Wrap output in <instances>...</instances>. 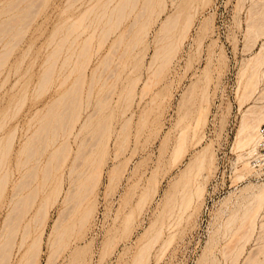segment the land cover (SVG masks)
Segmentation results:
<instances>
[{
  "label": "rangeland",
  "instance_id": "obj_1",
  "mask_svg": "<svg viewBox=\"0 0 264 264\" xmlns=\"http://www.w3.org/2000/svg\"><path fill=\"white\" fill-rule=\"evenodd\" d=\"M103 1L98 0L99 7L96 0H0L1 23L5 21L4 19L7 17L6 20H9V18L13 19L14 16L19 17L18 22H16L17 18L13 19L14 23L17 24V29L14 27L16 31L12 32V34L9 33L10 36L6 34L3 41L0 40V58L2 59V63L0 60V125L3 124L4 126L0 132L3 135L2 144H4L6 137L10 133L16 131V141L13 142L11 161H13L15 150L18 149V146L20 147L22 140L24 141L23 133L28 126L29 118L30 122L32 121L31 128L33 130L36 128V124H33L37 123V120L39 123L41 116H52L51 110H53V108H59L56 104L57 102L55 103L57 107H53L55 106L54 102L58 98H56V96L62 94L67 87V84L61 85V87L56 86V72L52 83L43 81V76L50 62L48 55L52 52L53 43L56 41L59 42V37L61 36L62 38L64 36L65 25L67 30L70 29L67 25L72 24V19H76L77 21L79 15L81 16L85 13L84 10L86 7L88 8V10L86 8L87 13L90 16L86 20H91V17L95 15H93V12L89 13V11L95 6V3H97L96 7H93L94 10L91 11H95L96 14L97 11L95 9L98 6L99 10L98 8L97 10L99 12ZM143 1L145 0H140L139 5H141ZM177 1V8H184V11L180 18L181 25L174 29V34L172 33L173 37L172 35L170 37L172 38L171 40L176 41V43L179 41V43H177L178 45H175V48L177 46L174 51L176 54H173L175 57L171 56L172 63L169 62L170 64L167 65L168 67L161 68V70H156L157 68L155 67L149 68L147 65L156 47L155 39H157V35H160V31L158 30L160 21L174 10V5L170 7L172 3H170V0H167L168 8L161 12L158 18L159 12L156 11L162 9V1L159 2V0H154V9L157 8L153 12V16H151L152 21L150 22V26H147L151 28H146V40L144 39L142 42L143 44L138 47L142 54H144V56L142 54L140 55L141 52L139 51V57L143 58L146 56L142 60L143 63L138 66L139 68H132L133 70H130V66H127L125 69H119L120 75L118 79H116V75L109 76L108 70H105L100 81L93 86L94 88L90 97L92 104L89 105L87 109V104H85V109L81 113V119L92 112V115H90L93 117L90 121L92 126L90 125L91 127L88 128H91L89 130L90 134L98 130L96 129V125L98 122L104 121V118L105 121L107 120V124L110 123L107 127L110 128V130L106 128L107 130L103 129L102 131L103 137L101 136V140L105 138V141L102 140L101 145L103 147H99V149L103 148V151H105L103 152L100 150L102 155L106 153L105 158L104 155L103 157L101 155V160L103 159V172L101 174L99 173L100 177H98L99 174L96 175V178L99 179L95 180L97 183H95L94 187H92L93 183H91V185L89 184L90 190L92 189L93 191H90L85 205H83V208L80 207V210L77 211L78 213L70 214L71 216L65 214L68 212L71 213L70 211L66 212L67 209L71 208V205L69 204L70 206L67 205L68 207H65V203L63 202L64 205L61 203L63 199H59L54 204L55 206L52 207L51 205L48 208L49 211L47 210L48 214L45 217H49L47 220L44 218L46 224L44 222L39 226L40 229L37 230H34L36 227L35 224H31L34 236L42 230L41 226H45L42 227L43 230H45L42 236L43 240L40 241L41 245H39L40 252L37 256L38 260H35V264H134V257L138 253V250L140 251V248L142 249L144 247L145 242L150 238L152 239L151 236H154V234L150 235V231H156L158 228H163L161 232L162 236L160 235V238L156 239L157 242L155 239V241H148L150 244L151 242L153 243V241L155 243L154 245L151 244L152 247L148 248L150 249L149 257L146 253L148 262L144 260L143 264H249L250 262L248 261H250L252 256L254 260L257 255L259 256L256 258V261L258 258H264V244H262V242L264 243V231L262 232V230H264V225H262L263 229L259 227L264 222V203L260 206L262 208L256 212L258 213L257 216L255 213L256 218L253 220V222L255 221V224L253 223L254 226L256 225L254 228L255 232L247 229L248 232L245 233L247 226L246 224V227L244 226L243 221V224L241 223L244 215L243 213L246 210L245 208L249 205L248 202H251V200L254 199L253 195L258 193L257 191L263 187L264 145L262 146V144H260V138H258L256 151L251 155L250 153L248 155V148L246 145L245 147L237 145L238 139H243L245 136V134H243L244 132L240 133V131L243 119L248 114V107H251L252 104H264V50L261 51L262 54L261 52L257 53L261 48L260 45H262L260 42L264 41V33L261 35V31L263 32L264 30V27H262L264 26V19L262 20V17L264 18V12L262 11L264 10V0H211L206 4H201L202 2L200 0H195L199 3L196 8V14L194 13L193 15L194 19L191 23L192 26L188 28L190 30H187L188 32L186 31L185 33L181 32V28H183L182 25L186 14L190 10L191 4L189 0H183V2L182 0ZM114 3L115 2L112 4ZM158 3L161 4L159 5ZM90 5L92 6L89 9ZM199 6H201V8ZM15 10H18L17 12L22 16L18 13L14 14L16 12ZM8 12H13L14 15L11 16ZM208 18L210 22L207 20ZM127 21H129V19ZM204 21L209 28L207 30L201 27ZM256 21L257 23H254ZM256 24L257 26L259 25L258 29L260 28L259 30L257 29L258 31L255 30L257 28ZM250 28H254L253 30L258 32V34H256L258 36L254 35L255 33L253 30L252 32L250 31V33ZM261 28L263 30H261ZM15 29H13V31ZM59 30L62 32H57ZM53 31L57 35L54 34ZM59 33H62V35L60 34V36H58ZM52 34L56 35V37H54L55 42L53 41ZM179 34H184L183 36L186 37L180 36V38H178ZM114 36L115 35H113L111 39ZM109 41L104 45L101 52L94 55L87 71L88 82L91 77L92 69L100 63L99 57H103ZM78 42L80 43V41ZM95 42L94 44L97 43ZM166 42L167 41H164L163 43ZM79 43H76V45L81 46ZM160 43L161 42L157 45ZM14 44H16V46ZM11 45H14V48L13 50L10 49L12 51L9 52L6 46H10L11 48ZM68 45L69 44L66 46L68 47ZM76 45H73L72 48H75ZM79 46H76V49H79ZM172 46H174V44ZM72 48L70 50H72ZM64 50L63 54L64 52L66 53L68 49L66 48ZM79 51L80 49L77 53H79ZM75 54L73 58H75ZM256 54L259 55L258 60ZM77 56L80 61L86 60V56L82 54H80V56L77 54ZM260 56L263 60L260 59ZM61 58L62 57H60L59 62ZM100 67L103 68L101 65ZM252 69L257 74L259 73L257 75L258 82L255 84L253 82H255L256 78L254 81L253 78L256 77V73ZM75 77L76 73L71 76V80H74ZM135 77L136 79L138 77L139 79L137 80L139 81L135 80ZM105 78H108V80L103 82ZM246 79L249 80V82L247 80V83L251 84V86L248 85L250 88H246ZM134 81H137L134 92L128 97L127 92ZM88 82L85 84L84 88L83 96L85 101H88ZM191 87L194 88L195 95L189 103V105L192 106L188 108V116L186 114L187 117L185 119L186 123L193 122L195 107L198 106L201 96L204 95L203 93H205V95L207 94V98L209 97L208 122L205 127L206 137L202 145L209 144L210 142L216 156L214 155V165H212L211 169L209 170L206 168L203 170L204 173H208L207 179L205 180L202 175L198 176L199 178L197 181L199 180L203 185L205 183L201 191L203 192L201 193L202 195L198 194V197L197 195H193L192 199L196 203L192 201L191 208L188 206V209H190L184 212L181 211L184 207L182 206L184 200H182L181 203V197L183 196L182 199H185L191 189L195 188V184L197 186L199 183H195L194 181L193 184L192 182L194 187L191 183V186L189 184L185 185L184 180L180 178L181 172L184 170L190 157L195 151L201 148V146L194 147L191 145V148L189 146L188 152L184 157V162L177 163L175 159L176 163L172 165L175 160L172 159V162L170 158L174 155L175 140L176 136L178 137L177 133H179L178 131L180 129L178 127H181L182 123L186 124L184 119V122L182 121L181 124H176L179 118L178 101H180L183 94L191 89ZM244 88L248 89V96L246 97V94H242V92L246 93ZM143 89L145 91L144 94H142ZM108 92H110L109 94H111V96L106 98L105 94ZM240 95H244V98ZM257 101L259 102L257 103ZM98 102L101 104L103 103L102 106ZM263 104L261 106H264ZM46 113H48V115ZM35 116H37L36 119H34ZM128 116H132V119L130 120V124L124 126L121 124L123 122L122 119ZM263 122L264 120L260 122V125ZM85 132L88 131L86 130ZM108 134H111L110 138ZM164 137L168 138L166 139L167 141ZM108 139L109 142H107ZM106 142L107 145L104 147ZM73 147L66 165L71 164L74 153L77 152L76 148H78V144H74L73 142ZM117 154H119L118 157H116ZM114 155L115 158L113 157ZM98 157H100V155H98ZM245 160L249 162V165L247 163L249 173L243 169ZM88 163L85 161V165L83 166H86ZM12 164L13 163H11V166L14 168ZM115 165L117 166L115 167ZM67 167L68 166H66V169ZM93 168L94 167L91 169ZM112 168L115 171H112ZM238 173L240 175L244 174L242 175L243 177L240 178ZM42 175L41 168L38 170L37 182H40L42 178L44 179ZM67 175L65 179L66 183L64 184L66 187L68 186ZM17 176H19V174H17ZM149 177H151L152 180ZM200 177L206 182H203V179ZM154 182L157 183L155 184ZM150 184L151 186L149 187ZM145 187L148 189L147 192L150 191L152 193L151 196H148V193H145L146 191H142L146 190ZM154 187L156 188L154 189ZM184 188L186 189L183 191ZM50 189L49 187L47 191H40L41 193H39L38 198L33 202V206L29 210L27 209L24 220L33 218L37 212L38 205L44 201V197ZM153 189L155 193L152 191ZM143 192L145 195L142 194ZM178 192L179 194L182 193V195H175ZM185 192L186 196H184ZM252 192L256 193L253 194ZM141 194L146 196L142 198L143 200L148 196V200H144L146 203L143 200V202L140 201L141 199L139 200V198L142 197ZM171 197L174 198L173 201ZM61 198L63 197L61 196ZM3 200L4 197H2V201L0 202V228L4 227L3 218L8 212L7 207L3 205ZM176 202L182 206V208H180L181 210L179 209L184 213L181 214L183 215L182 217H180L181 212H179L178 208L176 209L174 207L175 205L178 206ZM246 203L247 205H245ZM168 204L170 208L175 209L174 211L177 210L175 213L173 211V218L171 215L167 214V211H172V209L168 207ZM165 205L170 210H167ZM180 205L179 207H181ZM63 207L66 208H64L65 212L62 210ZM84 207H90L92 209L90 214L91 217L88 218L86 222L87 225L85 224L83 227L84 229L82 228L80 231L76 227L78 233L76 228H74L76 232H73L69 224L78 220L77 218H79L80 214L85 209ZM59 209L63 211L62 213L65 214L66 217L60 214L61 212ZM183 209L185 210L187 208L184 207ZM164 210L168 217L165 216L166 214L163 215L165 213ZM79 212L81 213L79 214ZM131 212L134 215V217L132 215L133 220L129 216ZM176 213L179 215H175ZM160 214L162 215L160 216ZM60 215L63 217H60ZM67 215L69 217L73 215V217L68 218ZM169 216L171 217L170 221L174 220L176 216L177 222L175 220L174 222L166 221V219H169ZM56 217L65 218L63 222H67V225L63 223L62 225L61 222L60 224L57 222L55 223L54 220L57 219ZM128 218L129 220H127ZM70 219L73 220L71 221ZM53 221L60 227V230L66 227L72 230V233L70 232V236H72H69V247L67 246L68 248L66 247V249L59 252L58 250H56L57 252L54 251L56 249L55 247V249L53 248L54 243L50 244V242L55 239L53 233L57 234L53 230L56 226L53 224ZM161 223H163V227ZM168 223H171V225H168ZM51 225L52 227L54 225V227L52 228ZM125 226L127 227L125 228ZM57 229L55 231H59ZM51 230H53V232ZM50 231L54 239H52L53 237L50 235L52 238L50 237L51 240L48 241ZM155 231H152V233H155ZM251 231L253 232V234L251 233L252 235L249 233ZM34 236L32 235L29 237V242ZM247 236L250 237L248 238ZM147 244L146 246H149ZM257 244L259 246H257ZM261 248L262 251L260 250ZM148 249H145V251ZM257 250H260V253ZM23 252V249L18 252L15 248L11 263L16 264L19 262L18 264H20V258H22L21 255H23ZM248 254L251 255L249 256ZM246 255L250 259H247ZM16 257H19V259ZM256 263L259 264V262Z\"/></svg>",
  "mask_w": 264,
  "mask_h": 264
},
{
  "label": "bare ground",
  "instance_id": "obj_2",
  "mask_svg": "<svg viewBox=\"0 0 264 264\" xmlns=\"http://www.w3.org/2000/svg\"><path fill=\"white\" fill-rule=\"evenodd\" d=\"M160 1H162V4L160 3L162 5V7H161L162 9L160 11H156V12H159L158 18L160 16V13L165 11L168 8V4L166 2L167 0H159V2ZM170 1H171L170 3H172L170 5V7L172 5H174V8H173L174 10L172 9L173 12L171 14H168L163 20L160 21V25L158 26L159 27L158 30L160 31V33H159L160 35L159 36L157 35V39H155L156 41L154 40L156 47L154 49V52L151 56L149 63L147 64L149 66V68L155 67V68H157L156 70H158V69L161 70V68L162 69L165 68L168 64H170L169 62L172 61L171 56H173V54H176L174 51L177 48V46L175 48V45H178L177 43H179L178 38H180V36L184 35V34L180 35L181 32L185 33L187 30H190L188 28L190 26H192L191 23H192V20L194 19L193 15L196 12V8L198 7V4H199V3H197L198 1L196 2L195 0H189L191 7L185 16V20H184V23L182 25L183 28H181L182 30H181L180 34L178 35V38H177L178 42L176 43V41L171 40L172 38H170V37H171V35L173 37L174 31H175L174 29L181 25L180 18H181V15L183 14L184 8H177V6H178L177 0H170ZM200 1L202 2L201 4H206V3H209L211 0H200ZM96 2H98V0H96ZM113 2H115V3L112 4ZM139 2H140V0H104L101 3V9L99 12H98V10H99L98 6L100 7L99 2H98V4L94 2L95 6H93V7L95 8L96 4H97L98 10H97V8L95 9L97 11V13L95 14V11H91V10H94V8L93 7L91 8L92 5H90L89 9L91 8V10L89 11V13L93 12L94 13L93 15H95V16L92 15L93 17H91V20L90 19L86 20L88 17H90L89 14L87 13L88 8L86 7L87 10L85 8V10H84L85 13L82 14L81 16L79 15V19H77V21H76V19L73 20L71 18L73 21L72 24L67 25L70 29L67 30L66 29L67 27L65 25V30H64L65 34L63 33L64 36L62 38L60 36V34L62 35V33L58 34V36H60L59 40L57 38V40L59 42H57V41L55 42V39H54V37H56V35H57L56 33H54V31L57 29H55L53 31V33L56 35L52 34L53 37H52V35H51V37L53 38V41L55 43H53V47L51 49L52 52H50L48 55V59L50 62H49V65L47 66V70L43 76V81H47V83L48 82L52 83L54 81V74L56 72V74H55V81H57L56 86L61 87V85L67 84V87L64 90V92L62 94H59L58 96H56V98L58 97L57 99L55 98L56 101L54 102V104L57 102L56 104L59 106V108H56V109L53 108V110L49 109V110H51L52 116H41V118L39 119V123L37 120L38 124L37 123L33 124V125L36 124V128L33 130L31 128V126H32L31 122L32 121L30 122V118H29L28 126L25 128V132L23 133L24 141L22 140V142L20 143L21 144L20 147L18 146V149L15 150L13 161H11V155H12L13 142L16 141V131L10 133L6 137V139H5L6 141L4 144H2L3 135L0 132V202L2 201V197H4L3 205L5 207H7V210H8V212L5 210L7 212V214H5L4 215L5 217L3 218L4 219V225H3L4 227L0 228V230H1L0 231V264H10L11 263V259H12V256L14 254L15 248L18 252L22 249L24 250L23 255H21L22 258H20V264H33V263L35 264V260H38L37 256L40 252L39 251V248H40L39 245H41L40 241L43 240L42 236L44 235V230H45V229L43 230L42 227H45V226H41L42 230H40L38 232V234H36L34 236V234L32 232V228H31V226H32L31 224L34 223L36 226L34 230L40 229L39 226L45 222L44 218H46L45 216L48 214L47 213L49 211L48 208L51 205H52V207L55 206L54 204L59 199L60 200L63 199V201H61V203L64 202L65 205H64V203H63V205L65 207H68L67 205H69V204L71 205V206L69 205L71 207L70 208L71 210L67 209V211H66V212L70 211L71 213L68 212L65 214L70 215V214L78 213L77 211L80 210V207L83 208V205H85L86 199H88L87 196H89L90 191L91 192L93 191L92 189L90 190L91 183H93L92 187H94L95 183H97V181H95V180L99 179V178H96V175H98L99 173L101 174L103 172V170H102V160L103 159L101 160V155H102L101 151H103V148L99 149V147L102 146L101 141L105 139L104 138L101 140V136L103 137L102 131H103V129L104 130H107V129L110 130V128H107L110 123L107 124V122H106L107 120L105 121V118L103 119L104 121L99 120L100 122H98V124L96 125L97 126L96 129H98V130H96L95 132L90 134L89 130L91 128L90 129H88V128L92 126L90 124L91 119H93V117L90 116V115H92V112H91V114L89 113L88 116H86L84 118L82 117L83 119H81V113L85 109V104H87L86 109L89 105L92 104L90 97L92 94V90L94 88L93 86L97 82L100 81V79L102 78L101 76L103 75V72L105 70H108L109 76L116 75V79H118V77L120 75L119 69H121V68L125 69L127 66L131 67L130 70L132 68L136 69L139 65H141V63H143L142 60L146 56L143 58L139 57V51L141 52V50H139L138 47L143 44L142 42L144 41V39L146 40V33H147L146 28H149L147 26L148 25L150 26V24H151L150 22L152 21L151 16H153L152 14H154L153 12L155 11V9L157 7L154 9V7H155V6H153L155 4L154 0H145V1H143L144 3L141 2L142 3L141 5H139ZM182 2H183V0H182ZM199 7L201 8V6H199ZM15 11L16 12L14 14L18 13L17 12L18 10H15ZM170 11H171V9H170ZM262 11L264 12V10H262ZM186 12H187V10H186ZM8 13L11 14V16L14 15L13 12L12 13L8 12ZM6 15H8V14H6ZM20 16H22V15H20ZM261 16H262V14H261ZM16 18H17L16 22H18L19 17H15V16L13 17V19H16ZM6 19H4L5 21H3L2 23L0 22L1 23L0 24L1 25L0 26V34H1L0 40H2V41L4 40V38H5L4 36L6 34H9V33L12 34V32H15L17 29V24L14 23V20L12 18L11 19L9 18V20H6ZM128 19H129V21H127ZM263 19L264 18L262 17V20ZM207 20L210 22L209 18ZM257 21L254 23H257ZM260 23H261V21H260ZM14 24H15V26H14ZM200 24H201V22H200ZM263 24H264V22H263ZM252 25H249V26H252ZM258 26L256 24L257 28L254 27V28H256L255 30L258 29ZM14 27H16V29ZM201 27L203 29H206V30L209 29L207 27L205 21L202 23ZM262 27H264V26H262ZM18 28H19V26H18ZM13 29H15V30L13 31ZM250 29H249V32L250 31L252 32L253 29H251V30ZM60 30H63V29H60ZM60 30L57 32H62ZM261 30H263V29L261 28ZM67 31H69V32H67ZM253 32L255 33L254 35L258 34V32L256 33L254 30H253ZM261 33H262L261 35H263L264 30H263V32L261 31ZM82 35H84V36H82ZM113 35H115V36L111 39V37ZM9 36H10V34H9ZM256 36H258V35H256ZM80 37H81V39H80ZM183 37H186V36H183ZM182 40H183V38H182ZM182 40H180V41H182ZM78 41H80V43ZM107 41H109L107 50L103 54L102 58L99 57V59H100L99 64L101 66H103V68L100 67L99 64H97L92 69L91 77H90L89 82H88V79H87L88 78V73H87L88 67H89L94 55L101 52V50L104 48V45H106ZM162 41L163 42L167 41V42L163 43ZM94 42L96 44H94ZM159 42H161L163 44L160 43L159 45H157ZM76 43H79L81 46L76 45ZM260 43L262 45H260L261 48L259 49V51H257V53L264 50V41H262ZM4 44H5V42H4ZM67 44H69L68 47L66 46ZM173 44H174V46H172ZM14 45L16 46V44H14ZM73 45L80 47L79 53H77L79 49H76V46H75V48H72ZM13 46L11 45V48H10V46L9 47L6 46L7 51H9V52L12 51L14 48ZM65 47L68 50H66V53L64 52V54H63V51H65L64 49H66ZM71 48H72V50H70ZM10 49H12V50H10ZM176 52H177V50H176ZM1 54H3V53H1ZM62 54H63V56H62ZM74 54H75V56H74L75 58H73ZM77 54H79V56H80V54H82L83 56H86L85 57L86 60L85 61L78 60ZM141 54H142V52L140 53V55ZM261 54H262V52H261ZM142 55L144 56V54H142ZM256 56H257L256 58L258 60L259 55L256 54ZM60 57H62V58L59 62ZM129 57H130V59H129ZM173 57H175V55ZM72 58L73 59L77 58V59L73 60ZM260 59H261V56H260ZM263 59H261V60H263ZM0 60L2 63L1 58H0ZM248 65H250V64H248ZM252 65H253V63H252ZM245 69H246V67H245ZM244 71H246V70H244ZM254 72H253V74L255 75L256 72L255 73ZM74 73H76V77L74 80H71V76ZM250 74H249V77H250ZM258 74L256 73V77H254V75H253V77H254L253 81L256 78L255 82H253L254 84L256 82H258V76H257ZM108 78L103 79L104 80L103 82L107 81ZM134 79L137 80L139 78L137 77V79H136V77H135ZM151 79H152V77H151ZM248 79H246V86H247V87L245 86L246 88H250V87H248V85L251 86V84L247 83ZM250 80H251V78H250ZM137 81H139V80H137ZM137 81L136 82L134 81V83L132 82V86H130L131 88L127 92L128 97L130 95H132V93L134 92V87H135ZM87 82L89 83L88 95H87L88 101H85L83 95H84L85 84ZM248 82H249V80H248ZM253 85H252V87H253ZM246 88H244L246 93L242 92V94L243 93H244V95L246 94L245 97L248 96L247 95L248 89H246ZM144 92L145 91L143 89L142 94H144ZM109 93L110 92L105 94L106 98L108 96H111V94H109ZM203 94L204 95L201 96V100H200L198 106L195 107V110H194L195 116L193 118V122L191 121L192 123L187 122L188 123L187 124L185 119L188 116V114H187L188 108H190L192 106V105L190 106L189 103L194 98V95H195L194 88L191 87V89H189L187 92H185L183 94L180 101H178L179 102V106H178L179 118H178V121L176 124H181L183 119L185 120L186 124L182 123L181 127L180 126L178 127L180 129L178 131L179 133H177L178 137L176 136V140H175V148L173 150L174 155L170 159L171 160L176 159L177 163L184 162V157H185L186 153L188 152L189 146H190V148H191V145L194 147L201 146V148H199L198 150L196 149L197 151L194 150L195 153L193 152L194 154L193 155L191 154L192 156L190 157L189 161L186 163L184 170L181 172L180 178L184 180L185 185H187V184L190 185V183L192 184V182L194 184V181H195V183L196 182L199 183L197 186L195 184V188H193L194 185L192 184L193 189H191V191L189 192L188 196L185 197V199L184 198L182 199L183 196L181 197V203H182V200H184V203H182L183 204L182 206H184L187 209L184 210L183 209L184 207L182 208V206L178 202H176V203H178V206L175 205L174 207L176 209L178 208V210L180 208H182V210L181 209L180 210L184 211V212L191 208L190 206L192 205V201H194L192 199L193 195H195V196L197 195V197H198V194L203 193L201 191L203 190L202 188H204L205 183L203 185L202 182H199V180L197 181V179L199 178L198 176L202 175L205 180L207 179L208 173H204L203 170L206 168H208L209 170L211 169L212 165H214L213 163H214V159L216 156L214 154V151H213L214 149H212L210 142H209V144L207 143L206 145H202L203 141L205 140V137H206L205 127H206L207 122H208V98H209V97L207 98V96H208L207 94L206 95H205V93H203ZM244 95L243 96L240 95V96L244 98ZM203 96H204V98H203ZM195 100H197V99H195ZM100 102H103V101H100ZM100 102H98V103H100ZM258 102L259 101H257V103ZM52 104H53V101H52ZM56 104H55V106L50 105V104L49 105L53 106V107H57ZM100 104H98V105H100ZM102 104H101V106H102ZM262 104L261 103H260V105H257V104L253 105L252 104V106L250 105L251 107H248V109H247L248 114L243 119L242 128L240 131V133L244 132L243 134H245V136L243 139L239 138L238 139L239 141L237 140L238 146H244V147H245V145L247 146L248 155H249V153L251 155L254 151H256L257 140H259L258 138H260V132L258 135V129H259L258 127L260 125V122L264 120L263 119L264 118V115H263V112H264L263 107L264 106H261ZM101 106H99V107H101ZM50 108H52V107H50ZM192 110H193V108H192ZM191 113H190V115H191ZM46 114L48 115V113H46ZM186 114H187V116H186ZM36 117L37 116H35L34 119H36ZM131 117L130 116L125 117V118L123 117L124 119H122L123 122L121 124H123L124 126H127V124H130V120L132 119ZM31 118H32V116H31ZM190 120H191V118H190ZM93 125H94V123H93ZM2 127H4L3 124L0 125V130L2 129ZM30 129H31V131H30ZM86 130L88 132H85ZM108 137L110 138L111 134H108ZM164 139L166 140L168 138L164 137ZM73 142H74V144L75 143L78 144V148H76L77 146L75 147L77 152L74 153L71 164L66 165V162H67V160H68V158L72 152V148H74ZM107 142H109V139L107 140ZM107 142L105 143L104 147H106ZM119 150H118V153L120 154ZM106 151H108V150H106ZM103 152H105V151H103ZM116 153H117V151H116ZM105 154L103 153L104 158H105ZM119 154H117L116 157H118ZM98 155H100V157H98ZM103 155H102V157H103ZM115 155L113 156L114 158H115ZM176 160H175V162H173V160H172V162H173L172 165H174V163H176ZM85 161H87V163L88 162L89 163L86 164V166H83V165H85L84 164ZM95 161H96V163H95ZM104 162H105V159H104ZM172 162H170V163H172ZM11 163H13L12 165H14V168H13V166H11ZM247 163L249 165V162H247V160H245V166H243V169L246 172L249 169ZM117 165H115V167ZM126 165H127V163H126ZM66 166H68L67 169H66ZM92 167H94V168L91 169ZM41 168H42V173H43L42 176H44V179L42 178L43 179V180L41 179L42 181L40 180V182L39 181L37 182L36 180H37L38 170H40ZM243 169H242V171H243ZM112 171H115V170L112 168ZM15 173L19 174V176H17V174H15ZM154 173H156V172H154ZM247 173H249V171ZM100 174L98 175V177H100ZM66 175L68 176V180H67L68 186L67 187L64 185L66 183L65 182ZM242 175H244V174L240 175L238 173V176L240 178L243 177ZM149 178H151V177H149ZM203 178H201V179H203ZM201 179H200V181H201ZM204 179L202 180L203 182L205 181ZM151 180H152V178H151ZM150 186H151V184L149 185V187ZM153 186H156V185H153ZM47 187L48 188L50 187L51 189L46 193V196L44 197V201H42L38 205L37 212L35 213L33 218L32 219L29 218V219L24 220L27 209L29 210L33 206V202L38 198L39 193H41L40 191L46 190ZM8 188H9V190H8ZM48 188H47V190H48ZM155 188L156 187H154V189ZM186 188H187V186H186ZM186 188H184L183 191ZM145 189H146V187H145ZM154 189L152 190L153 192L155 191ZM188 189H189V187H188ZM147 190L148 189L142 190V191H146L145 193L146 194L148 193V196H151L152 193L150 191L147 192ZM178 191H179V188H178ZM257 192L258 193L252 192L253 194L256 193L255 195H253L254 199H252V200L250 199L251 202L250 201L248 202L249 205H248V207L245 208L246 210L243 213L244 215L242 214L243 219L242 220L240 219L241 223H242V221L244 222V226H245V224L247 227L249 226L248 228L245 226L246 227L245 233L248 232L247 229L254 231V228L256 226V225L254 226L255 221L253 222V220L256 218L255 213L258 212V210H260L262 208L260 206L264 203V201H263L264 200V183H263V187H261ZM142 194H144V192ZM180 194L182 195V193H180ZM180 194L178 192L175 195L179 196ZM185 194H186V192L184 193V196H186ZM144 195H142V197L139 198V200L141 199L140 201L143 200L142 198L146 197ZM169 195H171V194H169ZM61 196L63 198H61ZM148 196L146 198L147 200H148ZM146 199H144V200H146ZM173 199L174 198H172V201H173ZM165 201H166V199H165ZM170 201H171V199H170ZM178 201H180V200H178ZM144 202L146 203V201H144ZM66 203H68V204H66ZM138 203L140 204L141 202H138ZM194 203H196V202L194 201ZM141 205H144V204L141 203ZM179 205L181 207H179ZM245 205H247V203ZM245 205H244V207H245ZM137 206H138V204H137ZM188 206L190 207L189 209H188ZM65 207H63V209H62L63 211L66 209ZM139 207H140V205H139ZM166 207H164V208H166ZM168 207H169V204H168ZM168 207H167V210L172 209L170 207H169L170 209H168ZM136 208H134V209H136ZM59 210L61 212V213L60 212L59 213L62 214L63 216H65V214L62 213L63 211H61V209H59ZM174 210L175 209H172V211H167V214L172 216V214H174L177 211V210L176 211H174ZM180 210H179V212H181ZM91 211H92V209L90 207H87L83 210V212L81 211L82 213L79 212V214L80 213L81 214H80L79 218H77L78 220H75L69 224V227L72 228L73 232L75 231L74 228H76V227L79 230L84 227V225L88 221V218L91 217L90 216ZM164 211H163V213H164ZM173 211H174V213H173ZM182 213L183 212L180 213V217L183 216V215H181ZM58 214H57V216H58ZM165 214H166V211L163 215H165ZM167 214L165 216H167ZM62 215H60V217ZM132 215L133 214L131 212V215H129L131 217V219H132ZM161 215L162 214H160V216ZM175 215H179V214L176 213ZM233 215H235V214H233ZM252 215L254 216V218ZM257 215H258V213H256V216ZM48 217L49 216H47V218ZM72 217H73V215H72ZM72 217L68 216V218H72ZM133 217H134V215H133ZM47 218H46V220H47ZM58 218L54 220L55 223L56 222L59 224H60V222H61V224L67 223V222H63V221H65L64 220L65 218L64 219L63 218L58 219ZM129 218L127 220H129ZM170 218L171 217L169 216V219H166V221L167 220L170 221ZM172 218H173V216H172ZM158 219H159V217H158ZM70 220L72 221L73 219H70ZM70 220H69V222H70ZM127 220H126V222L128 223ZM164 220H165V217H164ZM174 220L176 221V216L174 217ZM174 220H172V221L174 222ZM54 221H53V224L56 225L54 223ZM172 221H170V222H172ZM160 222H162V221H160ZM260 222H262V221H260ZM163 223H161V226L163 225ZM263 223L262 224L260 223L261 226H259V227L262 228L263 227L262 225H264ZM45 224H46V222H45ZM155 224H156V222H155ZM169 224L171 225V223H168V225ZM54 225H53V227H54ZM62 225H61V227L63 228ZM153 226H155V225H153ZM51 227H52V225H51ZM126 227L127 226H125V228ZM158 227H159V223H158ZM55 228L56 229L59 228V229H57L59 231H55L56 230ZM77 228H76V230H77ZM148 228H150V227H148ZM155 229H156V227H155ZM162 229L163 228H158L156 231L151 230L150 235L154 234V236H151L152 239L150 238V239H148V241L150 242L154 239L155 240L159 239L160 235L162 236V234H161V232L163 231ZM238 229H240V228H238ZM53 230L55 233H57V234L53 233V235H55V239H54V236L51 234L53 232ZM53 230H51L52 232L50 231L49 238H48L49 239L48 241H50L52 237H53L52 239H54V241L52 240L50 242V244L54 243L53 248L54 247L56 248V249L54 248L55 250L54 249L53 250L54 251L58 250V252H59L61 250L66 249V247L69 245V241H70L69 236H70V232L72 233V230H69V228H67V227L60 230V227H58L57 225L54 227ZM152 231H155V233H152ZM240 231H242V230H240ZM258 231H260V230H258ZM263 231L264 230H262V232ZM77 233H78V230H77ZM249 233L253 234L252 231ZM32 235L34 237H32V240L30 239L31 241L29 242V237H31ZM46 235H48V234H46ZM145 236H147V235H145ZM261 238H259V239H261ZM244 239H246V238H244ZM148 241H146L144 244L145 249L152 247L151 244L154 245V243H155L153 241V243L151 242V244H150ZM156 242H157V240H156ZM106 243H108V242H106ZM109 244H110V242H109ZM146 244L149 246H146ZM262 244H264V243L262 242ZM257 246H259V245L257 244ZM144 247L142 249L140 248V251L138 250V253L134 257L135 258L134 264H143L144 260L146 262H148V258L146 257V253L148 256L150 254V249L145 251ZM262 248L260 249L261 251H262ZM71 252H73V251H71ZM49 254H51V253H49ZM16 255H14V256H16ZM48 257H49V255H48ZM246 257H247V259H250L247 255H246ZM257 257H259V256L257 255L256 258ZM256 258L254 260V257L252 256L250 261H248V262H250L249 264H254L256 262H259V264H264L263 263L264 258L263 259L258 258L259 260L257 259V261H256ZM17 259H19V257ZM13 260H14V257H13ZM262 260H263V262H262ZM260 261H261V263H260ZM13 263H14V261H13ZM18 263H16V264H18ZM256 264H258V263H256Z\"/></svg>",
  "mask_w": 264,
  "mask_h": 264
},
{
  "label": "built area",
  "instance_id": "obj_3",
  "mask_svg": "<svg viewBox=\"0 0 264 264\" xmlns=\"http://www.w3.org/2000/svg\"><path fill=\"white\" fill-rule=\"evenodd\" d=\"M260 132V144L264 145V122L259 127Z\"/></svg>",
  "mask_w": 264,
  "mask_h": 264
}]
</instances>
